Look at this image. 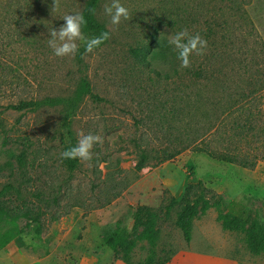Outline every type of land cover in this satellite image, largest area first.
<instances>
[{
    "label": "rangeland",
    "instance_id": "374dc122",
    "mask_svg": "<svg viewBox=\"0 0 264 264\" xmlns=\"http://www.w3.org/2000/svg\"><path fill=\"white\" fill-rule=\"evenodd\" d=\"M88 1L60 0L52 12L53 0H0V222L16 216L24 232L0 251V264H125L104 239L119 228L140 232L143 206L158 215V250L175 254L168 264H264L243 234L222 228L215 207L194 220L190 244L176 225L201 188L212 202L222 197L226 212L264 223V0H119L131 18L118 26L104 12L112 0H101L97 19L110 39L82 58L79 41L75 55L54 56L48 29ZM185 28L208 46L181 68L158 50ZM83 79L92 92L71 128L76 142L83 132L103 143L71 171L61 157L63 108H18L71 97ZM203 140L221 151L239 147L256 166L215 161L195 149ZM149 249L138 242L130 264Z\"/></svg>",
    "mask_w": 264,
    "mask_h": 264
},
{
    "label": "trees",
    "instance_id": "16d2710c",
    "mask_svg": "<svg viewBox=\"0 0 264 264\" xmlns=\"http://www.w3.org/2000/svg\"><path fill=\"white\" fill-rule=\"evenodd\" d=\"M101 0H89L83 14L87 20L86 25L83 27L84 35L88 37L99 35L101 32L107 31L104 25H102L97 19L98 7ZM95 8V13H91L88 9ZM106 43V41L104 42ZM103 43V44H104ZM101 44L99 48L103 45ZM98 49V48H97ZM162 54H169L171 57H176V54L171 51L167 46L166 41L161 42L159 50ZM144 50L136 49L133 51L134 57L141 63H145L143 60ZM85 55L84 45L80 49V58ZM178 72V71H177ZM196 74H198L196 72ZM200 72L199 75L200 76ZM202 77V76H200ZM92 92L91 84L87 79H83L80 83L78 90L71 97H57L46 98L42 101H23L18 109L26 111H37L39 108L45 106L63 108V138L65 141V150L74 146L77 142L73 134L71 125L73 118L84 98L90 95ZM246 130L241 127L240 134L245 133ZM192 145L190 142L184 145V148ZM197 151L206 153L211 159L215 161H221L227 164H239L243 167L256 166L255 162H249L250 160L239 154L241 148H229L224 150L214 149L209 141H201L195 147ZM174 154H168L163 161L171 160L174 158ZM67 167L74 171L79 165V159H65ZM146 157L142 156L139 160L136 169L141 171L146 167ZM190 191H195V187H192ZM208 190L201 188L196 197L191 200L185 199V204L182 211L178 214L176 221L177 227L182 231L185 241L190 244L193 239V222L200 216L206 214L212 207H215L218 211L217 220L222 225L225 231L236 232L244 235V240L248 250L254 256H261L264 258V223L261 222L257 216L251 214H235L233 212H226L224 208V200L222 197L212 202L207 197ZM5 191H0V209L4 202ZM214 203V204H213ZM158 215L150 210L148 207H139L135 213V228H142L140 232H130L129 229L119 228L116 232L111 233L104 239V246L115 251L118 259L122 260L125 264L131 263V256L138 242L146 241L149 245L148 256L139 261L137 264H168L175 254L164 256L161 251L158 250V245L161 237V232L157 228ZM24 232L19 227L18 219L13 216L11 220L5 224L0 222V251L8 248L15 240L20 239ZM37 235H40V230H37ZM163 252V251H162ZM165 254V253H164Z\"/></svg>",
    "mask_w": 264,
    "mask_h": 264
},
{
    "label": "clouds",
    "instance_id": "9594fccd",
    "mask_svg": "<svg viewBox=\"0 0 264 264\" xmlns=\"http://www.w3.org/2000/svg\"><path fill=\"white\" fill-rule=\"evenodd\" d=\"M60 7V0H53L51 11H56ZM89 12L95 13L96 9H88ZM104 12L110 17V23L118 26L122 20H129L130 13L128 8L123 6L119 0H112L111 4L104 6ZM60 19L65 23L59 29H48L49 38L47 44L56 57L73 56L79 51V42H82L85 54L93 53L101 44L110 39L108 31L101 32L99 35L88 37L84 35L83 27L87 20L82 12H74L63 15ZM167 46L176 54L177 60L180 61L181 68L191 66V56H203L208 46L207 40L199 33H191L187 28L168 35L166 40ZM103 143L102 137L92 133L78 134L77 143L61 153L64 159H80L88 161L92 159V149L94 145ZM103 171V165L100 166Z\"/></svg>",
    "mask_w": 264,
    "mask_h": 264
}]
</instances>
